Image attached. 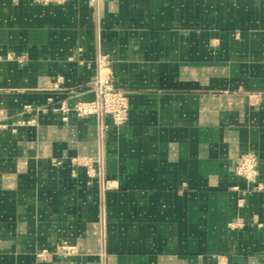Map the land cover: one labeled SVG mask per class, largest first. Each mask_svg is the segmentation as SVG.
I'll list each match as a JSON object with an SVG mask.
<instances>
[{
  "label": "crops",
  "instance_id": "1",
  "mask_svg": "<svg viewBox=\"0 0 264 264\" xmlns=\"http://www.w3.org/2000/svg\"><path fill=\"white\" fill-rule=\"evenodd\" d=\"M0 53V264H264V188L235 172L254 151L264 184V0H0ZM99 55L130 107L105 199L75 161L97 118L58 109Z\"/></svg>",
  "mask_w": 264,
  "mask_h": 264
},
{
  "label": "built area",
  "instance_id": "2",
  "mask_svg": "<svg viewBox=\"0 0 264 264\" xmlns=\"http://www.w3.org/2000/svg\"><path fill=\"white\" fill-rule=\"evenodd\" d=\"M10 54L7 58H13ZM4 56L0 53V61ZM99 72L91 81L95 97L89 101H78L71 108L67 104H62L58 109L63 113L74 110L79 116L94 115L97 118L98 152L91 157L75 158L78 163H83L88 168V173L92 177H97L101 182L102 190L105 189L106 178L104 168V138L106 134V118L111 117L116 125L124 124L129 117V99L125 91L117 89L113 83V75L110 70V62L106 55L98 57ZM1 126V125H0ZM235 172L244 177L252 190L264 188L263 183L257 182L259 175V157L256 152L249 151L242 154L236 163ZM214 264H233L225 255H218Z\"/></svg>",
  "mask_w": 264,
  "mask_h": 264
},
{
  "label": "rangeland",
  "instance_id": "3",
  "mask_svg": "<svg viewBox=\"0 0 264 264\" xmlns=\"http://www.w3.org/2000/svg\"><path fill=\"white\" fill-rule=\"evenodd\" d=\"M129 110H130V107H129ZM129 118V117H128ZM113 122V121H112ZM126 123V122H125ZM113 124H115L114 122H113ZM116 125V124H115ZM121 125H123V124H121ZM117 126H120V125H117ZM107 128H108V124H107ZM107 128H106V131H107ZM103 148H104V168H103V172H104V175H105V178H106V182H105V189L104 190H102V193H103V199H105V193H106V191H107V189H108V187L110 186V184H109V180L107 179V175H106V162H105V159H106V152H105V150H106V134H105V138H104V146H103ZM98 149H99V146H98ZM98 152V151H97ZM87 157H91V156H87ZM82 165H84L83 163H81ZM87 167V166H86ZM87 172H88V168H87ZM88 175L90 176V177H92L89 173H88ZM99 181V180H98ZM99 184H100V186H102L101 185V182L99 181ZM101 189H102V187H101ZM102 208H103V213H104V208H105V201L103 200V204H102ZM105 218V215H103V219ZM103 222H104V220H103ZM103 235H104V233H103ZM45 253H46V251H42V253H40V256L41 257H43L44 255H45Z\"/></svg>",
  "mask_w": 264,
  "mask_h": 264
}]
</instances>
